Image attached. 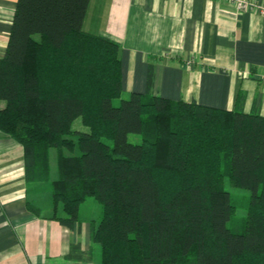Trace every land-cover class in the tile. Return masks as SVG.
<instances>
[{
	"label": "trees",
	"instance_id": "obj_1",
	"mask_svg": "<svg viewBox=\"0 0 264 264\" xmlns=\"http://www.w3.org/2000/svg\"><path fill=\"white\" fill-rule=\"evenodd\" d=\"M87 4L15 1L0 131L22 145L28 187L47 184L50 217L67 226L86 197L100 204L90 228L99 264H264V115L240 100L223 108L154 94L152 62L145 91L113 104L120 46L82 28ZM76 117L87 130L71 127ZM225 177L249 191L240 228L227 224L237 204Z\"/></svg>",
	"mask_w": 264,
	"mask_h": 264
},
{
	"label": "crops",
	"instance_id": "obj_2",
	"mask_svg": "<svg viewBox=\"0 0 264 264\" xmlns=\"http://www.w3.org/2000/svg\"><path fill=\"white\" fill-rule=\"evenodd\" d=\"M15 1L0 0V56ZM82 28L118 41L121 91L144 92L152 62L154 94L223 108L240 100L264 115V12L228 0H88ZM49 166L53 179L56 159ZM51 212L47 184L28 187L22 145L0 131V264H99L96 219L67 226Z\"/></svg>",
	"mask_w": 264,
	"mask_h": 264
},
{
	"label": "rangeland",
	"instance_id": "obj_3",
	"mask_svg": "<svg viewBox=\"0 0 264 264\" xmlns=\"http://www.w3.org/2000/svg\"><path fill=\"white\" fill-rule=\"evenodd\" d=\"M128 94L129 92L125 90L121 91L120 96L112 99V103L118 104L119 99L127 97ZM0 103H3V101L0 100ZM71 127L73 129L87 130V126L81 122L80 117H76L72 120ZM128 138L129 140L134 141V142L139 141V135L135 133H129ZM64 152L67 153L66 150ZM55 159H56L55 149L50 148L49 164H50V161L53 162ZM223 184H224V187L230 192L232 197L235 199V202L237 204L236 209L234 210L233 215L231 217V220L227 224L230 228H240L242 225V218L245 215L244 204L246 202V198H247V195L249 194V191L247 189L232 185L229 182V179L227 177L224 178ZM45 202H46L45 199L41 200L42 206L45 204ZM100 215H101V206L93 197H87L84 199V201L80 203V206L78 209L79 217L87 218L88 216H90V217L95 218L96 221H98L100 218Z\"/></svg>",
	"mask_w": 264,
	"mask_h": 264
},
{
	"label": "built area",
	"instance_id": "obj_4",
	"mask_svg": "<svg viewBox=\"0 0 264 264\" xmlns=\"http://www.w3.org/2000/svg\"><path fill=\"white\" fill-rule=\"evenodd\" d=\"M233 3L238 10L257 9L259 12H264V4H258L253 0H228Z\"/></svg>",
	"mask_w": 264,
	"mask_h": 264
}]
</instances>
